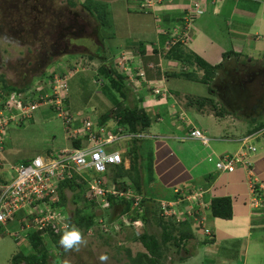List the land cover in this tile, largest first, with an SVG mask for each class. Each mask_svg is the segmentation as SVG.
I'll return each mask as SVG.
<instances>
[{
  "label": "crops",
  "instance_id": "1",
  "mask_svg": "<svg viewBox=\"0 0 264 264\" xmlns=\"http://www.w3.org/2000/svg\"><path fill=\"white\" fill-rule=\"evenodd\" d=\"M187 6L188 4L186 5L184 0L183 2L182 0H172L167 2V4L161 8L159 14L168 21L166 24H176L181 20ZM124 8L129 11L128 15H130L131 12L148 14L147 12L141 11L138 8L130 7L129 5ZM212 11L213 10H211L205 17L198 18L196 21V32L194 34L192 44L189 46L190 51L200 55L209 63H222L220 62V59L224 56V54L233 51L226 49L222 45V41L217 36L219 27H222L219 22H222V24L225 23L226 26L237 29V34L246 35L244 37H247L248 33L244 34L243 32H247L248 29L251 28V23L253 24L255 22L254 26L258 29V31L252 34V37L255 41H261L264 39L261 36V33H259L261 32L259 30L264 29V5L246 0H236L234 1L233 8H229L226 6L225 0L217 14H213ZM152 18L153 19H151V21L155 26L154 16ZM202 18L203 20H201ZM209 18H211L213 28L212 25L209 26ZM144 33L145 32H142V34ZM230 34L232 33L229 30L228 33L225 34V40H231ZM139 36L141 37L137 38L138 36H134L132 40L124 37L119 39V43L116 44L117 47L113 49L112 53L115 58H118L115 62H113V64L110 61L109 63L117 70L118 74L122 75V71L119 67H117V65L121 60V54L123 52L127 53L130 57L134 56L133 52H141L144 56L143 59L139 56L135 58L136 60H143L141 61L142 63L135 62L132 64L130 61L129 66H131L130 68H132L133 73L136 72V79H139L137 78L138 68H143L146 81H141L139 79L140 81L135 83L136 87L132 88L127 76V79H125V76L123 75L126 80L127 87L131 91L128 98L123 100V102L125 103V106H129L130 108L138 107L146 109L153 121L149 129L143 134L145 135L148 131L155 132L153 135H148V137L153 138L155 141L153 146V177L155 180L150 183L148 189H151V191L149 192L153 194L156 201L163 199L173 201L176 198L175 190L180 188L186 192L196 189H204V191H207L203 199L205 206L198 205L197 203L195 205L196 208L194 211H197V213H195L197 220H192L190 230H188V233H190L192 237L187 240V242L185 241L186 244L184 242L181 245L182 248L184 247L186 250L181 249L180 251L182 252H179L180 255L175 256L176 259L183 262L185 260V262L181 264H207L206 261L212 262L209 264H215V257L219 253V247L232 244L236 245V242H240L245 244V258H247V255H250L248 252H251L250 249L253 248V252L256 254L255 258L256 260H259L261 255L264 253V208L253 209L249 205L252 195L247 181L246 168L241 166L237 167L233 172L220 171L217 168V163L218 158L223 157L224 155H231L239 151L243 147V140L245 138L249 137L250 143L256 140L264 129L257 133L249 134V131L257 126L258 123H255L251 127L250 124L244 120H236L237 118L234 115H228L232 116L230 117L231 119L227 116L222 118L216 114L214 115V112L211 110H202L192 105L191 100H195V97H192L189 93L182 91V85L180 83L183 79L180 76L183 68L182 64L173 58H169V54L164 55V59L161 58V61V56L152 52V48L155 47L157 43L162 45L165 42V37L157 34L156 27L155 35L148 34L147 36H150V38L145 41L143 39H145L146 36ZM110 38L111 37L109 36V39ZM92 40L94 45L98 46L101 53L104 54L105 42H103V46H99V43H96L94 38H92ZM81 46L83 45L78 47ZM84 47L87 48L86 46ZM244 48L245 45L238 49L240 50ZM248 48L249 47L247 46L246 52H249V56H247L250 57L249 62H253V60L258 62L261 61V58H255L254 53ZM222 49H225V51L221 52ZM235 52H240L239 54H241V51ZM80 54L81 57H84L82 55L83 53ZM93 55L95 59L92 62H94V64L97 62L100 65V62L103 59L99 58V56L95 54ZM236 59H238L237 61L242 60L241 58ZM161 64L162 66L160 67ZM243 65L244 63L242 64V62L236 63V68L242 69L244 67ZM73 66H76L73 62L67 64V69L69 68L68 72L71 73L74 71L71 75V80L87 70L83 68H77L76 70ZM135 66L139 67L136 68ZM90 70L93 71L94 69L91 68ZM97 71L94 70L93 72L97 75ZM98 76L99 75H97L96 81L97 86H100L98 81L99 79L104 80V78H99ZM164 76L166 78L167 86L171 92V97L167 101H169V103L173 101L178 102L179 106L185 110L194 125L204 130L209 135L211 138L209 146H204L199 141L191 139L187 136V131L179 125V114L175 111H171L169 104L160 103L159 101H162V98H158V103L154 101L155 98L151 94L153 89L152 84H156ZM80 82L86 85L88 77L81 78ZM105 83L106 81L104 80L101 87H103ZM173 85L178 86L179 91L174 88ZM102 95L103 94L100 89H98L90 96L88 101L84 102L88 96H84L83 94L78 95L70 88L67 103L71 112L77 113L84 111L92 116H96L97 119L108 125L110 128H113L114 123L112 118H109L107 114L109 111H112V108L117 107L119 104L110 102ZM209 96L210 94L208 91V95L204 97ZM105 98L107 100H105ZM215 99H218L219 101L218 97ZM118 102L122 103L119 94L117 103ZM190 108H195L197 109V112L207 115L210 118L209 120L211 121V125L208 127L199 126L198 121L195 120L194 114L191 111L192 109ZM44 111L48 114V110H46V108ZM112 115H114V113H112ZM103 116H107L108 119L106 120ZM143 135H140V137L125 140L123 139L117 143L119 150L124 152L123 158L125 159V166L127 169L131 168L132 159L131 157L126 156L125 153L128 148L131 147L132 140L136 138H140L142 140L144 137ZM69 143L70 146H73L74 141H69ZM141 144H144L146 147V143L143 140L142 142L140 141V145ZM252 145L257 148V151L251 156L253 171L255 175L258 176L260 183L264 185V150H261V148L259 149V146L257 147L255 144ZM145 151L148 152L146 149ZM3 175L4 174L0 172V178H3ZM110 179L113 181L111 177ZM114 183H117L120 186V182ZM122 188L124 190H131V187ZM259 192L261 193V191H258L256 193L257 196ZM145 193L143 194L147 197V199H149L148 196L153 197L150 195L147 196ZM220 198L231 199L233 211L231 219L217 218L213 215V202L215 199ZM190 205V203L184 202V204H182V209L189 210ZM201 219L204 220L203 224L201 223ZM171 222L177 226L179 225L172 220H166V223L168 224ZM205 228H209L211 230L210 235L205 233ZM9 229L18 230L19 225L17 223H11L8 225V230ZM256 230H260L261 232L254 238V232ZM175 234L177 235L178 232ZM200 234L203 235V237H200ZM254 241L255 247L252 246ZM190 246H192V249L188 250ZM258 247H260V249L256 250ZM196 248H198L199 254L195 252ZM202 248L203 251L201 252Z\"/></svg>",
  "mask_w": 264,
  "mask_h": 264
},
{
  "label": "rangeland",
  "instance_id": "2",
  "mask_svg": "<svg viewBox=\"0 0 264 264\" xmlns=\"http://www.w3.org/2000/svg\"><path fill=\"white\" fill-rule=\"evenodd\" d=\"M234 1L226 0V6L233 8ZM84 2H86V0H80V4L76 8H70L67 5L66 0H0V75H4L9 84H32L31 87H33L38 80L42 79L41 76L46 71V73L49 74L55 68H60L63 64L73 62L76 64V67L87 69L88 71L86 70V72L80 73L72 82L69 80L71 89L78 95L83 94L84 96H88L84 102L88 101L90 96L93 95L96 90L100 89L103 94L102 96L114 103L113 99H118V94L111 89L110 83L107 82V86L104 89L103 87L106 84L103 87L97 86V75L93 71H97L100 65L97 62L94 64L88 56L81 57L80 53H90L98 56H103L106 53L108 61L113 64L118 57L115 58L112 53L113 49L117 47L116 44L119 43V39L124 37L132 40L134 36H138L137 38H139L141 37L139 35H143L146 36V38L143 39L145 41L150 38V36H147L148 34L155 35V26L151 21V19H153V14L150 12H147L149 15L145 13L131 12L130 15H128L129 11L124 7L128 5L130 7H135L136 5L131 4L137 3L134 0L89 1L88 4L91 9L94 6L100 11H108L110 13L108 19L112 20L110 24L111 28L104 27L101 31V36L105 40L106 48V52L102 54L100 49L94 45L91 38L93 37L96 43H99L98 45L102 46L101 41L94 36L96 28L95 19H93L91 15L82 8L81 3ZM190 2L191 0H184L186 5L190 4ZM38 13L44 15L40 17V20L43 21H37L36 17L39 15ZM201 20H203V18ZM55 21H58L64 26L60 32L68 28L70 32L73 28L80 30L78 31L79 33L77 36L73 37V43H83V46L76 47L73 44L68 46L69 42L68 40L66 41V37L71 34L70 32L62 35V42L60 41L58 44L53 45L54 43L50 38V32L52 30L51 24ZM208 22L209 26L212 25L213 28L211 18L208 19ZM254 23H251V28H249L247 32H243L244 34L248 33V36L244 37L246 35L237 34V29L219 22L222 27H219L217 36L222 41V45L228 50H233L231 52L234 54L240 53H236L235 51H241V54H239L238 57L234 54L227 57L228 63H226V71L230 70V75L232 76L236 73L235 61L238 60L236 58H241L242 60L247 59L249 62L250 57H247L249 56V52H246L247 46L249 47L248 49H251L254 53L255 58H261V61L253 62L256 66H260L257 69L262 68L263 70L264 68V39L261 41H255L252 37V34L258 31L254 26ZM9 29H12L13 32L16 31L17 34L14 35ZM229 30L232 33L230 34L231 40L227 41L225 40V34H227ZM262 30H259L261 31L259 33H261V36L264 38V31ZM142 32L145 33L142 34ZM111 34L115 36L111 37ZM72 36L73 35L70 37ZM109 36L111 37L110 39ZM65 44L67 45L66 47ZM86 45L91 46L93 51L85 48L84 46ZM243 45H245V48L239 50L238 48ZM52 47H55L54 51L51 50ZM224 51L225 49L221 50V52ZM51 56L53 59H51ZM224 56L220 59V62L224 60ZM136 63L142 62L141 60H136ZM91 68L94 70H90ZM135 73L136 72H134V76H136ZM220 75L223 76L224 74L220 73ZM85 77H88L86 85L80 82V79ZM45 78L49 79L50 77L45 76ZM180 83L182 85V91L195 97V100L208 95V87L201 81L183 78ZM99 85H101V83H99ZM174 88L179 91L178 86H174ZM257 97L259 96H256V98ZM106 98L105 100H107ZM252 107L253 105H250L246 110L238 109V114L236 115L237 119H235L238 121H246L244 117H247L248 120L255 117L257 119L256 122H249L251 127L255 123H258V125L264 124V100L261 107L256 108L254 112H252ZM44 109L45 108H41L38 110L39 112L37 111L38 113H35L36 115H34L35 117L33 120L31 119L22 126L13 127L11 129L10 136L3 146L2 153H0L2 161L19 165L32 160L37 156H42L49 152L56 153L63 148L70 146L69 141L64 138L62 122L57 118L55 110L46 108V110H48L47 114ZM190 109H192L191 111L194 114L195 120L198 121L199 126L208 127L211 125L210 118L207 115L197 112V109L195 108ZM206 109H208L207 111L210 110L209 108ZM213 114L215 115V113ZM227 117L230 118L232 116ZM153 133L155 132L148 131L142 139L146 143L145 149L148 150V152H145L148 156L150 153L153 156V146L155 141L153 138L148 137V135H153ZM251 143L257 145V147L259 146V149L261 148V150H264V130L260 136ZM112 148V150H118V144L116 143ZM4 173H6L8 177L10 176L8 171H4ZM1 180L4 181L3 179ZM73 194L74 193L67 191L68 196L72 197ZM74 195H76L74 200L75 203L71 201L66 208L72 216L73 211L75 212L77 208H81L84 213L93 212L99 215L103 212L105 205H101L100 202L86 200L82 195L79 196L78 192ZM3 230L4 228L0 229V264H13V256L20 251L27 253L28 245L25 241H17L15 230L9 232V234L2 233ZM151 231L157 232V235L161 236L162 229L157 223L151 224ZM260 232V230H256L254 232V238L257 237ZM130 233L131 231L128 230L119 235L115 233L112 234V237L104 236V238L101 239L98 235L99 231H95V237L85 238L87 240V245L82 246L79 252L73 251L63 254L58 248L54 250L52 247L51 252L54 253L50 254L51 257L45 264H99L97 257L100 253H106L109 256L107 264H126L128 262V250L131 251L133 256L138 252H146L140 243L132 240ZM199 236L203 237L201 234ZM233 245L234 244L219 247V253L216 255V261L214 263L264 264V253L259 260H256V254H254L253 248H251V252H248L250 255H247V258H245V244L236 242V245ZM252 246L255 247V241ZM190 249H192V246L188 248V250ZM259 249L260 247L256 250ZM202 251L203 248L201 249V252ZM179 252L182 251H178L176 247L169 248L163 260L164 264L184 263L185 260L184 262L179 261L175 257L180 255ZM195 252L199 254L198 248H196ZM54 254L56 255L55 258L53 257ZM206 263L209 264L212 262L206 261Z\"/></svg>",
  "mask_w": 264,
  "mask_h": 264
},
{
  "label": "built area",
  "instance_id": "3",
  "mask_svg": "<svg viewBox=\"0 0 264 264\" xmlns=\"http://www.w3.org/2000/svg\"><path fill=\"white\" fill-rule=\"evenodd\" d=\"M170 1L172 0H146L141 4L140 9L156 12L163 2ZM253 1L264 4V0ZM224 2L225 0H191L182 19L176 24L165 26L163 19L157 16V33L165 37V42L162 45L157 43L152 51L156 50L163 59L164 55L177 46L184 48L190 46L194 39L195 24L198 18L206 16L211 10L213 14H217ZM135 58L123 52L117 65L127 76L132 88L136 87L135 83L138 81H146L143 68L135 66L138 68L137 78L139 80L135 78L129 66L130 61L132 64L136 62ZM71 75L72 73L64 76L56 75L53 79L43 77L29 91L22 94L17 92L0 94V153L10 136L11 129L22 126L33 119L35 113L41 108L55 110L57 118L62 122L67 141L79 140L81 143L79 147L69 146L56 153L49 152L37 156L19 165L5 163L0 158V172L4 174V181H0V228L4 227L2 233L9 234L13 230H8V225L17 223L19 229L15 230V236L18 240H22L25 234H29V231H52L60 234L66 224L76 226L72 221V215L59 205L61 202L59 190L67 180L76 179L79 183L86 182L84 192L86 200L100 202L101 205L107 206L110 196L124 197L133 203L131 213L135 210L140 215L144 213L141 206L145 199L144 196L135 193L132 189L124 190L110 179V168L123 163V151L112 150V146L131 137V134L119 124L118 118L115 121L117 126L112 129L101 123L96 116L84 112H71L67 105L68 81ZM152 86L151 94L155 98L154 101L158 103V98H162L160 103L169 104L170 110L179 114V125L187 131V136L204 146H209L211 142L209 135L194 125L178 102L169 103L167 101L171 97V92L165 76ZM249 140V137L245 138L243 147L236 153L218 158L217 168L228 172H233L241 166L246 168L247 181L252 195L249 205L253 209H263L264 185L255 175L251 159L257 148ZM4 171H8L10 176L8 177ZM258 191L261 193L259 192L257 196ZM175 192L179 194L176 200L161 202L162 218L172 220L177 224L187 219L196 221L195 205L197 203L205 206L203 199L207 191L196 189L186 192L180 188ZM184 202L191 204L189 210L182 209ZM203 219H201L202 224L205 220ZM104 221L102 218L98 220V225L89 228L87 233L91 237L95 231L119 235L124 225L126 228H132L139 235L146 227L142 217L133 219L127 214L118 220ZM205 233L210 235L211 230L205 228Z\"/></svg>",
  "mask_w": 264,
  "mask_h": 264
},
{
  "label": "trees",
  "instance_id": "4",
  "mask_svg": "<svg viewBox=\"0 0 264 264\" xmlns=\"http://www.w3.org/2000/svg\"><path fill=\"white\" fill-rule=\"evenodd\" d=\"M17 1V0H16ZM67 5L70 8H76L80 4V0H66ZM91 0H86V2L81 3L82 8L91 15L93 19L96 21V28L94 36H96L102 43L104 39L101 36L102 28L110 27L112 22L109 18V13L103 12L95 8L94 6L92 9L89 7L88 4ZM131 1V0H130ZM137 3H131L132 5H136L134 8L140 9L142 3L146 0H139L136 1ZM17 3V2H16ZM88 4V5H87ZM167 2H163L161 6L158 8V13L163 6H165ZM144 12L155 13L152 10L148 9H140ZM157 12V11H156ZM39 14V13H38ZM44 15H38L37 21L40 20V17ZM154 16V14H153ZM182 19V18H181ZM165 20V26L168 21ZM170 20V19H169ZM173 21V20H172ZM171 22V21H170ZM52 30L50 32V38L53 40V45L58 44L60 41L62 42V35L64 33L70 32L69 28L63 30L61 29L64 27L58 21H55L51 24ZM14 35L17 34L16 31H12L9 29ZM75 28L71 29V34L66 37V41L68 40L69 45H75L76 47L82 45L78 43H73V37L77 36L79 33ZM82 33V32H80ZM73 35L72 37H70ZM112 35V34H111ZM85 36V35H82ZM78 36V37H82ZM112 35L111 37H114ZM15 37V36H14ZM92 38V37H91ZM55 41V42H54ZM67 45L65 44V47ZM86 47L93 51L92 48L88 45ZM98 48V46H97ZM55 47H52L51 50L54 51ZM106 52V48H105ZM104 52V53H105ZM157 53L156 50L152 51ZM233 52H227L224 54V60L222 63L218 64H211L206 59L201 57L200 55L192 52L189 50V47L183 48L182 46L175 47L168 55L169 58H173L182 64V66L186 67V70H182L181 77L187 78L188 80H198L204 83L208 87V91L210 96L209 97H201L197 100H191V104L198 107L199 109H206L209 108L213 111L216 115L224 118L228 115H237L238 109L246 110L250 107V105H254V100L256 96H260L264 93V68H259L260 66H256L253 62H248L246 60L242 61H235V63H244V67L242 69L236 68V73L232 76L230 75V70L226 71V63L227 57L232 56ZM83 56H88L91 61H93L94 55L90 53H83ZM135 57L139 56L143 59V55L141 52H133ZM238 57V54H234ZM98 56V55H97ZM159 56V55H158ZM160 57V56H159ZM99 58L103 59L100 62V67L98 68L97 75L99 77H103L106 81V85L103 89L107 86V82L110 83L111 89H113L117 94L120 95V99L122 103L118 102V99H113L115 104H119L118 107V116L121 117L120 124L126 127L130 133L143 135L149 127L152 125V118L149 113H147L146 109L142 108H130L129 106H125L123 100L128 98L129 93L131 92L130 89L127 87L126 78L124 79L123 75L118 74L117 70L109 63L108 57L106 55H99ZM51 59L52 56H51ZM161 59V57H160ZM164 59V58H163ZM230 60V59H229ZM143 61V60H141ZM162 61V59H161ZM68 63V62H67ZM162 63V62H161ZM162 64L160 65V67ZM75 67L77 69L78 67ZM67 64H63L60 68H55L51 73H44L43 76H49L51 79L54 76H64L68 73ZM74 69V68H72ZM197 69V70H196ZM199 71L203 72V76L199 73ZM261 71V72H260ZM223 73L224 75H220ZM201 76V77H200ZM71 78V77H70ZM75 77L71 80L72 82ZM217 79V80H216ZM69 82V81H68ZM32 84H12L8 83L4 75H0V94L1 93H12L17 92L19 94L25 93L30 90ZM68 86L71 88L70 83ZM73 87V86H72ZM69 88V89H70ZM71 91V90H70ZM103 91V90H102ZM108 91V90H107ZM264 95V94H263ZM219 98L215 99V98ZM253 102V103H252ZM252 103V104H251ZM114 104V105H115ZM68 105V104H67ZM114 112V111H113ZM109 118H114L115 116L109 111L107 114ZM106 120L108 119L107 116H103ZM237 118V116H236ZM245 120L249 123L250 121L256 122L257 119L252 117L251 120H248L247 117H244ZM264 129V124H259L255 126V128L249 131V134H254L256 131H262ZM256 130V131H255ZM258 131V132H259ZM140 138H136L132 140L131 147L128 148L127 152L125 153L126 156L131 157L132 165L131 168L127 169L125 163L120 165H114L110 168V177L113 179L114 182H120V187H131L137 193L143 194L145 193L147 196H153V194L148 189L150 183H152L155 178L153 177V166H154V159L151 153L147 156L145 152V145L141 144ZM81 143L79 141H74L73 146L79 147ZM125 160V159H124ZM26 163V162H25ZM0 181L1 178H0ZM86 189V182H77L76 179L67 180L65 183L62 184L59 190L60 195V206L63 209H66L68 204L72 201L75 203V197L77 192L79 196L82 195L84 197V192ZM67 191H70L73 194L72 197L67 195ZM176 198L179 197L178 193H175ZM149 199H144L141 206L144 210L143 214H138V211H133L131 213V208L133 203L127 200L124 197L115 198L110 196L109 197V204L104 206L103 212L101 214H95L93 212L84 213L81 208H77L76 211H73L72 221L75 223L77 227L81 229L84 234V237L90 238L91 236L87 233L89 228H93L98 225V220L101 218L105 220L104 222H109L110 220H118L120 217L124 215H128L133 219H137L138 217H142L143 221L146 224L144 231L138 235L132 228H126L123 225L121 232L124 231H131V238L133 241L140 243L146 252H138L135 256L132 255L131 251L128 250V262L126 264H164L165 254L169 248L176 247L180 251L182 248V244L187 240H189L192 235L188 233L190 230L191 223L193 219H187L184 222H181L178 226L174 223H166V220L161 216V207H160V200L155 199V197H149ZM212 213L217 218L222 219H231L233 215L232 211V202L230 198H220L215 199L212 206ZM157 223L162 229L161 236H158L157 232L151 231V224ZM122 224V223H121ZM178 232L176 235L175 233ZM61 234V233H60ZM60 234L54 232H47V231H29V234H25L22 241H25L28 245L27 253L20 251L19 253L15 254L12 258L13 264H45L48 262L49 258L51 257L50 254L52 247L53 249H59V251L64 252L62 248L59 247L58 241ZM96 235V234H95ZM101 239L105 237H112L111 234L108 233H101L98 234ZM92 237H95L94 235ZM21 240V239H19ZM17 239V241H19ZM185 242V244H186ZM124 248V247H123ZM186 248V247H185ZM26 249V248H25ZM54 258L56 255L54 254Z\"/></svg>",
  "mask_w": 264,
  "mask_h": 264
},
{
  "label": "clouds",
  "instance_id": "5",
  "mask_svg": "<svg viewBox=\"0 0 264 264\" xmlns=\"http://www.w3.org/2000/svg\"><path fill=\"white\" fill-rule=\"evenodd\" d=\"M246 1H251V2H255V3H258V4H260V5H264L263 3H261V2H258V1H253V0H246ZM154 14V18H155V21H156V18H157V16H159V17H161L162 19H163V21H164V24H165V20H164V18L158 13V11L157 12H155V13H153ZM205 17V16H204ZM155 27H156V30H157V23L155 22ZM157 34H159V33H157ZM93 38V37H92ZM189 47V46H188ZM184 48V47H183ZM169 54V53H168ZM184 68H186V67H184L183 66V68H182V70L184 69ZM77 70V69H76ZM197 70V69H196ZM68 71H69V69H68ZM199 72H202V71H199ZM68 73H70V72H68ZM67 73V74H68ZM72 74L74 73V71H72L71 72ZM201 74V76H203L204 74H203V72L202 73H200ZM122 75H124L125 76V78H126V75L125 74H123L122 73ZM200 76V77H201ZM42 78L43 77H45V76H41ZM40 78V77H39ZM127 79V78H126ZM103 81L104 80H102V79H99V81H98V83H101V85H100V87L103 85ZM32 88V87H31ZM30 88V89H31ZM114 111V112H113ZM84 112V111H83ZM118 112H119V110H118V107H115V108H112V111H111V113H114V118H112V121H113V123H114V125H113V128L112 129H114V127L115 126H117V124H116V118H118V120H119V124H120V121H121V117H119L118 116ZM77 113H79V112H77ZM84 113H86V112H84ZM86 114H89V113H86ZM99 120V119H98ZM100 121V120H99ZM101 123H103L102 121H100ZM105 124V123H104ZM121 125V124H120ZM122 126V125H121ZM126 128V127H125ZM127 129V128H126ZM127 131H128V133H130L129 132V130L127 129ZM131 134V137H128V138H126V139H129V138H134V137H140V135H138V134H133V133H130ZM144 136V135H143ZM77 141H79V140H77ZM123 154H124V152H123ZM123 156V155H122ZM123 163H125V160H124V158H123ZM1 179H3V178H1ZM135 193H137L133 188H131ZM176 193V192H175ZM138 194V193H137ZM143 196H144V198L145 199H147V197L144 195V194H142ZM162 201H167L166 199H163V200H160V204H161V202ZM160 207H161V205H160ZM1 229V228H0ZM0 234H1V232H0ZM140 235V234H139ZM58 245H59V247L60 248H62L63 250H64V252H66V253H68V252H73V251H75V252H79L80 251V249H81V247L82 246H86L87 245V240L85 239V237H84V234H83V232L81 231V229L80 228H78V227H76V226H74V225H68V224H66L65 226H64V228L62 229V232H61V234H60V237H59V241H58ZM52 253H54V252H52ZM97 259H98V261H99V264H107V262H108V260H109V256L106 254V253H100L99 255H98V257H97Z\"/></svg>",
  "mask_w": 264,
  "mask_h": 264
},
{
  "label": "flooded vegetation",
  "instance_id": "6",
  "mask_svg": "<svg viewBox=\"0 0 264 264\" xmlns=\"http://www.w3.org/2000/svg\"><path fill=\"white\" fill-rule=\"evenodd\" d=\"M257 69V68H256ZM264 94V93H263ZM260 95L259 97H257L255 100H254V105L252 107V112H254V110L258 107H261V104L263 103V100H264V95Z\"/></svg>",
  "mask_w": 264,
  "mask_h": 264
}]
</instances>
